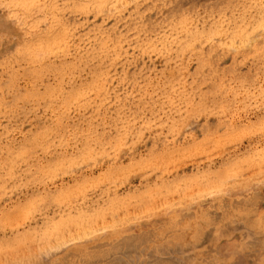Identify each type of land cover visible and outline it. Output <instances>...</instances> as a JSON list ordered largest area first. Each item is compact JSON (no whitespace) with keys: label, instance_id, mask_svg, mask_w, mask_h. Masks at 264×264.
I'll use <instances>...</instances> for the list:
<instances>
[{"label":"rangeland","instance_id":"obj_1","mask_svg":"<svg viewBox=\"0 0 264 264\" xmlns=\"http://www.w3.org/2000/svg\"><path fill=\"white\" fill-rule=\"evenodd\" d=\"M9 2L0 264H264V0Z\"/></svg>","mask_w":264,"mask_h":264},{"label":"snow or ice","instance_id":"obj_2","mask_svg":"<svg viewBox=\"0 0 264 264\" xmlns=\"http://www.w3.org/2000/svg\"><path fill=\"white\" fill-rule=\"evenodd\" d=\"M15 6L17 7H25V8H36L38 7V5L35 3V0H32L31 3H25V4H16ZM13 7L12 3H0V8H11ZM45 7H47V5H45ZM262 8H264V6H262ZM258 27L262 33V35H264V11L261 12V16L259 19V24ZM253 31H255V29H253ZM262 223H264V220H262ZM221 264H229L228 261H223L221 262Z\"/></svg>","mask_w":264,"mask_h":264},{"label":"bare ground","instance_id":"obj_3","mask_svg":"<svg viewBox=\"0 0 264 264\" xmlns=\"http://www.w3.org/2000/svg\"><path fill=\"white\" fill-rule=\"evenodd\" d=\"M55 43V42H54ZM31 50V49H30ZM39 50V49H38ZM48 51V50H47ZM60 58V57H59Z\"/></svg>","mask_w":264,"mask_h":264}]
</instances>
